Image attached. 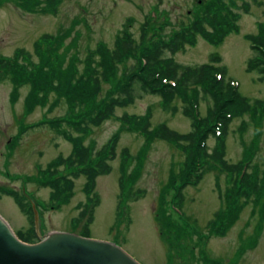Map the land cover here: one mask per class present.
<instances>
[{
    "label": "rangeland",
    "instance_id": "rangeland-1",
    "mask_svg": "<svg viewBox=\"0 0 264 264\" xmlns=\"http://www.w3.org/2000/svg\"><path fill=\"white\" fill-rule=\"evenodd\" d=\"M262 1L0 0V56L11 57L17 49L23 48L31 54L32 61L39 62L34 53L35 42L45 34L53 35L61 40L56 53L64 57V65L73 60L76 68L82 71L87 55L99 46L113 49L123 30L139 40L142 24L148 23L150 28L145 35L148 40L155 33L168 38L181 31L183 26H189L204 10L222 2L221 15H226L233 27L220 41L210 42L199 33L194 43L187 44L183 51L168 55L183 65L211 63L216 67L223 66L225 77L235 82L243 95L264 99V84L257 80L256 73L246 71L251 56L248 35L258 34L260 27H264ZM222 20L221 23L226 25V19ZM205 28L210 31L212 26L206 22ZM93 56L98 61V55ZM133 63V58L129 57L123 64H118L111 82L102 84L97 99L103 100L115 90L122 74ZM12 86L9 80H0V216L18 238L17 233L30 229L27 216L12 196L4 192L16 191L37 208L39 239L51 232L80 235L87 219L79 220L80 205L88 203L86 177L81 175L72 179L70 191L59 202L51 198V186L39 180L53 171V167L49 169L50 163L59 156L66 158L73 149L64 133L45 121L68 117L72 112H68L65 100L54 102L55 92L49 94L44 105L27 109L28 85L18 87L15 99L11 96ZM134 95L133 103L117 107L113 118L92 126L83 140L84 145H93L95 153L118 133L116 157L110 161L111 170L95 179L94 192L99 197V204L89 225V238L120 245L139 264H205V257L223 264H264V218L261 217L264 208L256 201L254 193L234 198L230 204L225 197L229 177L217 166H210L196 186L183 188L181 211L184 218L173 211L176 191L171 188V181L178 177L183 154L171 143L145 137L137 127L125 125L121 117L144 118L148 114L152 129L164 123L180 133L190 130V121L183 115L179 99L174 101L176 110L172 111L173 108H162L158 95L137 90ZM200 98L199 113L204 116L211 102L205 97ZM66 129L64 132L72 137L83 135L73 128ZM228 129L227 161L236 163L251 158V164L261 176L264 170V115L255 120L249 115L234 118ZM213 144L214 140L210 138L209 147ZM124 148L129 156L128 163L122 167L121 151ZM68 171L61 165L54 176L69 179ZM120 180L127 185L124 192L120 191ZM175 184L179 186L178 179ZM262 195L259 194L260 200L264 199ZM118 202L119 217L116 215ZM162 202L167 214H164ZM230 209L236 217L222 232L210 228L208 222L214 219L215 213H227ZM160 220L167 225L174 221L168 232L170 242L159 231Z\"/></svg>",
    "mask_w": 264,
    "mask_h": 264
},
{
    "label": "trees",
    "instance_id": "trees-1",
    "mask_svg": "<svg viewBox=\"0 0 264 264\" xmlns=\"http://www.w3.org/2000/svg\"><path fill=\"white\" fill-rule=\"evenodd\" d=\"M261 4L264 5V0ZM222 5L220 2L213 8H207L200 16L194 18L189 26H183L181 31H176L175 35L168 38H162L155 33L154 37L152 35L148 40L145 37L146 30L150 28L148 23L142 24L139 40H135L131 33L123 30L113 49L99 46L95 51L90 52L85 59L82 71L76 68L73 60L64 65V57L56 53L61 40L59 41L53 35L45 34L35 42L34 53L38 56L39 62L32 61L31 54L23 48L17 49L11 57L0 56V80H9L13 84L12 99L16 98L18 87L26 83L29 87L25 97L27 109L33 108L34 105H44L47 103L49 94L55 92L54 102L59 103L65 100L69 108L68 112H72L68 117L45 121L50 122L58 132H63L64 136L72 142L73 149L66 158L59 156L50 163L49 169L53 167V171L39 180H42L44 185L51 186V198L59 202L70 191L72 179L81 175L86 177L88 203L80 205L79 220L87 219L83 225V232H80L81 236L89 237V225L94 220L95 207L99 204V197L94 192L95 179L109 174L110 161L116 157L118 133L95 153L93 145H84L83 140L92 126H98L104 120L113 118L117 107L133 103L135 90L143 94L160 96L162 108L165 110L173 108L172 111H175L174 101L179 99L182 102V113L190 121V130L180 133L164 123L152 129L148 114L144 118L126 115L121 117L125 125L131 124L137 127L145 137L171 143L183 154L182 168L178 177L171 181V188L176 191L172 201L175 213L184 218L181 211L183 188L186 185L196 186L213 165L229 177L231 186L229 185L225 197L230 204L233 203L234 198H241L242 195L247 197L254 193L256 201L264 208V199L258 198L260 193L264 197V170L259 176V170L251 164V158L236 163H230L226 159L229 125L234 118L244 115H249L254 120L263 117L264 99H250L243 95L238 86L225 77L223 66L216 67L211 63L183 65L168 55V53L173 55L183 51L187 44L194 43L199 33L210 42L220 41L233 27L231 20L226 15H221ZM222 19H226V25L221 23ZM206 22L212 26L210 31L205 28ZM248 39L251 56L247 61L246 71L256 73L257 80L264 84V27H260L258 34L248 35ZM46 48H49L48 51ZM93 54L98 55V61ZM129 57L134 60L133 66L122 74L115 90L105 99H97L102 91V84L110 83L118 64H123ZM116 93L119 95H115ZM200 97H205L211 102L204 116L199 113ZM66 127L82 132L83 135L80 136L81 138L72 137L64 132L67 131ZM244 127L245 124L242 128ZM210 138L214 140L212 147L208 145ZM121 156V166L124 167L128 163L129 156L126 148L121 151ZM61 165L69 170V179L66 176L62 179L54 176ZM177 179L179 186L175 184ZM119 184L120 191L124 192L127 185L125 186L123 180H120ZM4 192L12 196L30 223L29 230L17 233L19 239L28 243L39 241L34 227V211L31 203L16 191L4 190ZM134 196L136 198L137 194ZM90 204L91 207H89ZM161 205L164 208V202ZM164 214H167L165 208ZM116 215L120 216V202L116 205ZM235 217L236 213L233 209L227 213L217 212L208 225L220 233ZM261 217L264 218V215ZM173 226L174 221H170L167 225L161 223V220L158 226L160 233L169 242L171 238L168 237V232ZM205 242L201 245L203 251ZM203 260L205 264H223L219 260L208 257Z\"/></svg>",
    "mask_w": 264,
    "mask_h": 264
},
{
    "label": "water",
    "instance_id": "water-1",
    "mask_svg": "<svg viewBox=\"0 0 264 264\" xmlns=\"http://www.w3.org/2000/svg\"><path fill=\"white\" fill-rule=\"evenodd\" d=\"M34 224L37 228L35 208ZM0 264L139 263L117 244L67 232H51L38 242H24L0 216Z\"/></svg>",
    "mask_w": 264,
    "mask_h": 264
}]
</instances>
